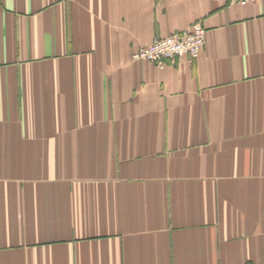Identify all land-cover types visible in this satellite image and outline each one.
<instances>
[{"label":"crops","instance_id":"obj_1","mask_svg":"<svg viewBox=\"0 0 264 264\" xmlns=\"http://www.w3.org/2000/svg\"><path fill=\"white\" fill-rule=\"evenodd\" d=\"M0 264H264V0H0Z\"/></svg>","mask_w":264,"mask_h":264},{"label":"built area","instance_id":"obj_2","mask_svg":"<svg viewBox=\"0 0 264 264\" xmlns=\"http://www.w3.org/2000/svg\"><path fill=\"white\" fill-rule=\"evenodd\" d=\"M262 0H228L231 5L245 6ZM205 45V31L201 24L195 23L189 29L173 33L164 38H155L151 44L139 48L133 55L135 61H148L162 69L167 62L174 63L187 56L196 59Z\"/></svg>","mask_w":264,"mask_h":264}]
</instances>
